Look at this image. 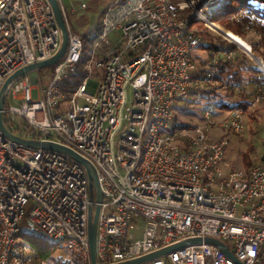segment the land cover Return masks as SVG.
I'll return each instance as SVG.
<instances>
[{"label": "built area", "instance_id": "2783aa9c", "mask_svg": "<svg viewBox=\"0 0 264 264\" xmlns=\"http://www.w3.org/2000/svg\"><path fill=\"white\" fill-rule=\"evenodd\" d=\"M119 3L105 10L101 31L91 35L86 51L60 5L68 45L44 85L43 99H31L34 77L7 88L2 119L14 127L20 118L35 139L5 128L24 140L59 144L87 161L102 200L96 204L94 193L90 198L86 171L71 157L14 143L0 132V264H48L35 255L31 239L90 264L88 211L96 205V264L126 263L191 239L202 242L140 264H235L205 238L223 243L241 264H264V158L246 171H225L227 142L213 136L223 130L242 135L243 109L221 115L205 108L194 125L175 120L176 108L192 99L190 92L225 87L214 65L219 56L232 54L212 53L199 66L191 53L200 39L187 27L194 19L216 32L208 20L216 5L116 0L115 6ZM115 34L118 51L109 41ZM60 43L48 0H0V90L16 71L54 56ZM82 55L88 57L87 76L67 95L59 84ZM257 64L264 78V65ZM87 87L94 95L85 93ZM263 99L264 87H256L253 105Z\"/></svg>", "mask_w": 264, "mask_h": 264}, {"label": "trees", "instance_id": "16d2710c", "mask_svg": "<svg viewBox=\"0 0 264 264\" xmlns=\"http://www.w3.org/2000/svg\"><path fill=\"white\" fill-rule=\"evenodd\" d=\"M218 1L211 0L208 6L218 4ZM104 12H101L100 18ZM235 16H239V20H236ZM208 20L241 38L250 47L253 58L248 57L243 51L238 49L236 44L209 32L203 22L194 19L190 20L187 25L188 29L192 30L200 39L191 53L199 66L203 67L211 59L212 53L226 52L232 55L230 58L219 56L214 65L216 76L225 87L223 89L202 87L194 90L190 92L192 99L186 102L179 110L184 112L190 105L198 104L201 106V111L211 107L223 115L233 109L240 108L244 111V124L246 122L245 119H248L250 123L264 122V99L253 105V95L256 87H264V78L257 64V60H260L264 65V0H225L220 4V8L216 12H212ZM246 27L251 29L254 41L247 38L244 32ZM100 31L99 19V23L94 29V37ZM81 41L83 49L86 51L91 39H87L84 36ZM197 54H205L206 58H202ZM87 61L88 57L82 55L75 66L74 72L68 74L61 81L59 88L65 94H72L86 78L85 66ZM52 68L53 66L47 69ZM202 73H204V70L200 69L198 74ZM93 77H99V73L94 71ZM234 86H239L246 94H238L234 91ZM175 120L177 121L176 114ZM3 122L10 132L21 133L25 138L31 137L35 139V135L31 134L23 120L19 123L14 122V127L9 125L5 119H3ZM250 133H254V131L250 130ZM241 157L243 170H248L255 165L250 158L249 151L244 152ZM29 243L35 255L46 261L51 255V249L58 247L57 245L35 239L29 240Z\"/></svg>", "mask_w": 264, "mask_h": 264}, {"label": "rangeland", "instance_id": "374dc122", "mask_svg": "<svg viewBox=\"0 0 264 264\" xmlns=\"http://www.w3.org/2000/svg\"><path fill=\"white\" fill-rule=\"evenodd\" d=\"M78 1L79 3H85V4H91V14H88V17L90 18V24H88L85 27H79L77 25V19L78 17L83 13L85 14L86 11H81L78 8L74 9L73 11H76L75 13H71L73 2ZM97 0H60V5L63 8L66 19L68 21V25L78 34H82L85 31L88 30L89 26L91 25V29L96 27V21L98 18V15L100 12H102V8L109 9L108 4H102L98 8L97 11H94V8L96 7ZM225 0H219L218 1V8H220V4ZM89 2V3H88ZM125 3L124 1H121L120 3ZM207 2H211V0H207ZM120 3L116 6H113L112 10H115L117 7H120ZM213 5V4H212ZM217 5V4H215ZM213 5V6H215ZM212 7V6H210ZM214 10V11H217ZM213 11V12H214ZM236 20H239V16H235ZM205 26V25H204ZM215 28H219L223 31L224 30L221 26L215 24ZM209 30V29H208ZM216 30V29H215ZM214 35L221 36L217 31L213 32L209 30ZM228 32V31H226ZM244 32L246 33V36L248 39L254 41V35L251 32V29L246 27L244 29ZM231 33V32H230ZM232 34V33H231ZM234 35V34H233ZM235 36V35H234ZM238 37V36H237ZM241 39V38H240ZM227 40L231 42L228 38ZM233 43V42H232ZM238 48V47H237ZM239 49V48H238ZM241 50V49H240ZM242 51V50H241ZM244 52V51H243ZM248 57H251V51L250 54L244 52ZM204 58H206V55L203 54ZM253 57V56H252ZM251 57V58H252ZM53 73L52 69H38L30 72L27 76L28 77H34L33 78V88L31 90V99L33 101H39L43 99L42 91L44 90V85L48 82V80L51 78ZM100 73V72H99ZM85 93L88 95H94L95 89L91 87H87L85 90ZM127 94V103L130 105L132 101V90L128 88L126 90ZM79 103H82L80 100H77ZM261 114V112H260ZM176 115H177V121L181 125H194L199 122L200 116H201V106L198 104L190 105L186 111H181L178 108H176ZM245 132L240 135L236 136L233 135L229 130H223V131H214L213 136L216 137L215 140H225L227 142V145L224 147V162L226 163L227 167H225V171L231 170V171H243V164H242V154L244 152L249 151V155L251 160L253 161V164H257L262 158H264V122L260 123H250L248 119H245ZM21 121L20 118L15 119V123H19ZM247 124V125H246ZM250 130L254 131V133H250ZM17 133V132H16ZM246 171V170H244ZM48 264H78V261L72 257L70 253L67 251L61 249L60 247H55L51 249V255L49 259L47 260Z\"/></svg>", "mask_w": 264, "mask_h": 264}, {"label": "water", "instance_id": "95a60500", "mask_svg": "<svg viewBox=\"0 0 264 264\" xmlns=\"http://www.w3.org/2000/svg\"><path fill=\"white\" fill-rule=\"evenodd\" d=\"M52 9V13L55 18L56 25L58 29L60 30L61 33V43L58 51L52 56L50 59L31 64L29 66H26L18 71H16L13 75H11L5 83L3 84L1 90H0V132L2 135L9 141H12L17 144H22L26 147L33 148V149H43V150H49L53 152H58L65 154L69 157H71L73 160L78 162L80 165H82L86 171L87 178H88V184H89V195L90 198H93V193H94V198L96 204H99L102 200V193L100 191L99 185L97 183V178H96V173L93 167L85 160H83L80 156L75 154L73 151L70 149L63 147L59 144L55 143H49V142H39V141H30V140H24L18 136H15L11 134L4 126L3 119H2V109L5 104V95L7 92L8 86L15 81L16 79H19L21 77L27 76L30 72L38 69H44V68H49L54 65H56L64 56L67 45H68V33H67V28L65 26L61 10H60V5L57 0H48ZM216 31L225 39H229L231 42H233L228 36L227 32L223 31L219 28H215ZM234 43V42H233ZM236 44V43H234ZM239 49L242 51L250 54V47L245 48L243 46H240L236 44ZM252 57V56H251ZM253 58V57H252ZM98 212H99V206L96 205L94 208V211L92 212L91 209L88 211V226H87V235H88V244H89V255H90V264H96V257H95V238H96V223H97V217H98ZM202 241L200 239H191V240H186L184 242H181L179 244H176L174 246H171L169 248L160 250L158 252H155L151 255L144 256L142 258L129 261L126 263H121V264H140L144 263L147 261H150L151 259L160 257L170 251L185 247L187 245H194V244H200ZM205 244H212L218 247L228 258L232 259L235 264H241L238 261L234 259V257L228 252L227 247L221 243L220 241L212 238H205L203 240Z\"/></svg>", "mask_w": 264, "mask_h": 264}, {"label": "crops", "instance_id": "0c3cea01", "mask_svg": "<svg viewBox=\"0 0 264 264\" xmlns=\"http://www.w3.org/2000/svg\"><path fill=\"white\" fill-rule=\"evenodd\" d=\"M115 1L116 0H97L96 2H97V4H96V7L94 8V11H97L98 10V8L100 7V6H102V4H108V6L109 7H113V6H115ZM89 3V2H88ZM82 5H84V8H81V6ZM108 7V8H109ZM76 8H78L79 10H81V11H86L85 12V14H81L79 17H78V19H77V25L79 26V27H85V26H87L88 24H90V18L88 17V14H91V4H85V3H79L78 1H75V2H73V7H72V10H71V13H75L76 11H73L74 9H76ZM106 9L104 8H102V10L101 11H105ZM100 14H101V12H100ZM100 14L98 15V18H97V21H96V24H98L99 23V19H101L100 18ZM70 27V26H69ZM70 29L72 30V32L74 33V34H76L77 36H79V38L82 40V37H84V36H86V38L87 39H90V37H91V35H93L94 34V29L95 28H93V29H91V25L89 26V28H88V30L87 31H85L84 33H82V34H78L77 32H75L71 27H70ZM117 34V33H116ZM112 35V36H110L109 37V41H110V46H111V48H113L114 49V51H118L117 50V48L119 47L118 46V37H117V35ZM118 46V47H117ZM90 49V43H89V45H88V49L87 50H89ZM197 55H199L200 57H202V58H204V56L203 55H200V54H197ZM97 72V71H96ZM95 79H98V77H94Z\"/></svg>", "mask_w": 264, "mask_h": 264}, {"label": "bare ground", "instance_id": "6f19581e", "mask_svg": "<svg viewBox=\"0 0 264 264\" xmlns=\"http://www.w3.org/2000/svg\"><path fill=\"white\" fill-rule=\"evenodd\" d=\"M219 4V3H218ZM218 4L214 7V10H217L218 8ZM216 12V11H214ZM227 36L236 44L240 45V46H243L245 48H249V46L242 40L240 39L239 37L237 36H234L233 34H231L230 32H227Z\"/></svg>", "mask_w": 264, "mask_h": 264}]
</instances>
